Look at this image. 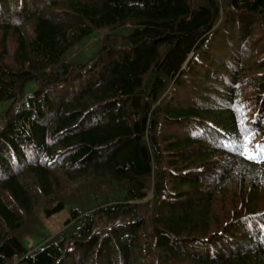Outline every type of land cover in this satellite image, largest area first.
I'll return each mask as SVG.
<instances>
[{"label":"trees","instance_id":"16d2710c","mask_svg":"<svg viewBox=\"0 0 264 264\" xmlns=\"http://www.w3.org/2000/svg\"><path fill=\"white\" fill-rule=\"evenodd\" d=\"M245 150L264 0H0V264H264Z\"/></svg>","mask_w":264,"mask_h":264},{"label":"rangeland","instance_id":"374dc122","mask_svg":"<svg viewBox=\"0 0 264 264\" xmlns=\"http://www.w3.org/2000/svg\"><path fill=\"white\" fill-rule=\"evenodd\" d=\"M68 217H69L68 209H64L61 212L51 217L45 218L44 219L45 231L49 234H54L58 232L63 227ZM36 242H37L36 240H33L34 244Z\"/></svg>","mask_w":264,"mask_h":264},{"label":"snow or ice","instance_id":"6c2138e0","mask_svg":"<svg viewBox=\"0 0 264 264\" xmlns=\"http://www.w3.org/2000/svg\"><path fill=\"white\" fill-rule=\"evenodd\" d=\"M243 154L246 156V158L253 159V160H256V161H259L260 159L264 158L259 153L250 152V151H247V150H245Z\"/></svg>","mask_w":264,"mask_h":264}]
</instances>
